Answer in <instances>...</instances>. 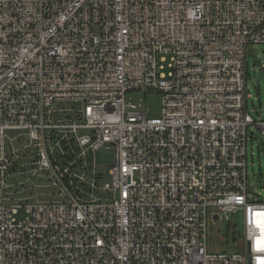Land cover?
I'll return each mask as SVG.
<instances>
[{"label": "built area", "instance_id": "2783aa9c", "mask_svg": "<svg viewBox=\"0 0 264 264\" xmlns=\"http://www.w3.org/2000/svg\"><path fill=\"white\" fill-rule=\"evenodd\" d=\"M249 45L264 0H0V191L54 189L0 197V264H264ZM240 209L242 250L209 252V215Z\"/></svg>", "mask_w": 264, "mask_h": 264}, {"label": "rangeland", "instance_id": "374dc122", "mask_svg": "<svg viewBox=\"0 0 264 264\" xmlns=\"http://www.w3.org/2000/svg\"><path fill=\"white\" fill-rule=\"evenodd\" d=\"M168 62H165L166 69ZM247 90L252 96L247 98L248 111L258 119L264 118V45H249L248 67H247ZM142 96V94H139ZM139 96L135 100H139ZM148 105V116L159 117L162 109V96L159 93H151L144 102ZM10 136L17 134V131H9ZM112 151L107 152L104 163L112 162ZM247 170L249 191L264 200V136L256 126L249 128V140L247 145ZM28 174L11 176L8 180V187L0 191L3 199H30L31 196L39 194L41 200L50 199L53 193L52 187H44V180L36 179V186ZM38 188L37 190H35ZM34 190V191H33ZM217 210L212 208L211 211ZM244 212L242 209L237 213L225 215L215 221L211 215L208 218L207 249L209 252H238L241 251V242L244 238Z\"/></svg>", "mask_w": 264, "mask_h": 264}, {"label": "water", "instance_id": "95a60500", "mask_svg": "<svg viewBox=\"0 0 264 264\" xmlns=\"http://www.w3.org/2000/svg\"><path fill=\"white\" fill-rule=\"evenodd\" d=\"M214 218H217V216H214Z\"/></svg>", "mask_w": 264, "mask_h": 264}]
</instances>
